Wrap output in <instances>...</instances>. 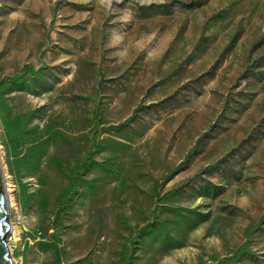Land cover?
Returning a JSON list of instances; mask_svg holds the SVG:
<instances>
[{
  "label": "rangeland",
  "instance_id": "1",
  "mask_svg": "<svg viewBox=\"0 0 264 264\" xmlns=\"http://www.w3.org/2000/svg\"><path fill=\"white\" fill-rule=\"evenodd\" d=\"M0 161L12 264H264V0H0Z\"/></svg>",
  "mask_w": 264,
  "mask_h": 264
},
{
  "label": "water",
  "instance_id": "2",
  "mask_svg": "<svg viewBox=\"0 0 264 264\" xmlns=\"http://www.w3.org/2000/svg\"><path fill=\"white\" fill-rule=\"evenodd\" d=\"M10 234V203L4 183L3 168L0 161V264H12L8 247Z\"/></svg>",
  "mask_w": 264,
  "mask_h": 264
},
{
  "label": "bare ground",
  "instance_id": "3",
  "mask_svg": "<svg viewBox=\"0 0 264 264\" xmlns=\"http://www.w3.org/2000/svg\"><path fill=\"white\" fill-rule=\"evenodd\" d=\"M6 191L8 192V189L6 188ZM9 194V193H8ZM9 200H10V197H9ZM10 203V202H9ZM14 238V234H10L9 237H8V240H12Z\"/></svg>",
  "mask_w": 264,
  "mask_h": 264
}]
</instances>
